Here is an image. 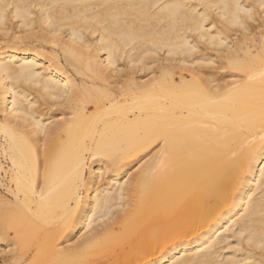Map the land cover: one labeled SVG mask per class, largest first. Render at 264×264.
Instances as JSON below:
<instances>
[{"label":"bare ground","instance_id":"bare-ground-1","mask_svg":"<svg viewBox=\"0 0 264 264\" xmlns=\"http://www.w3.org/2000/svg\"><path fill=\"white\" fill-rule=\"evenodd\" d=\"M51 2L0 0L5 41L0 43V157L8 167L0 169L7 175L10 202L20 206V234L39 246L38 259L111 258L93 251L106 235L139 239L140 251L156 264L251 259L243 250L246 241L240 251L234 249L244 230L242 214L257 212L264 201L258 69L256 81L247 85L230 72L224 79L226 73L218 71L223 64L202 67L185 57L171 26L166 34L154 24L123 18L105 22L86 7L76 9L75 18L28 7ZM153 15L167 17L162 10ZM13 99L16 112L35 103L43 123L57 122L40 140L38 152L9 131L16 122ZM55 104L59 118L48 113ZM100 145L121 162L105 171L103 158L89 155V174L78 182V161ZM145 155L139 171L129 173V165ZM101 171L108 173L107 180L93 179L91 172ZM37 172L39 187L33 191L29 178L35 181ZM8 196L0 197V216ZM90 221L93 228L86 235ZM13 236L0 235V247L13 246L7 241ZM81 236L85 239L76 246ZM34 255L22 244L13 258L25 262Z\"/></svg>","mask_w":264,"mask_h":264},{"label":"snow or ice","instance_id":"snow-or-ice-1","mask_svg":"<svg viewBox=\"0 0 264 264\" xmlns=\"http://www.w3.org/2000/svg\"><path fill=\"white\" fill-rule=\"evenodd\" d=\"M9 7L12 6L9 5ZM28 7L38 9L40 13H51L58 10L60 15L66 18H75L73 15L75 10L86 7L97 13V19H104L105 22L123 18L125 22L132 24L138 22L154 24L158 28H164L166 34L171 26L170 34L175 37V44L179 51L202 67L216 68L223 64V67L218 68L220 73L230 72L239 75L245 85L256 81L258 69L260 83L259 120L264 125V0H258V2L257 0H199V3L195 5L189 3L188 0H172V2L163 4L122 3L119 0H92V2L81 4L54 0L51 3L32 4ZM130 9L138 10L137 15L130 16L128 14ZM153 10L166 12L167 17L162 19L154 16ZM15 18H20L19 13ZM34 19L32 27H35ZM61 22L66 21L62 20ZM204 61H207V64H204ZM193 66L195 67L196 64ZM113 90L116 91L115 87ZM12 107L16 122L10 125L9 131L13 139L28 145L30 151L38 152L40 140L57 122L49 119L47 123H43L44 118L36 111L38 105L35 103H29L22 112H16L17 105L13 99ZM5 115L7 116V113ZM60 119L63 120V117ZM261 142L264 145V137H261ZM32 145H35V149L32 148ZM89 155L94 158L102 157L106 165L105 171H110L122 159L106 147L97 146L94 154L87 153L78 161V182L86 179L89 174ZM81 170H83L82 173ZM105 171L91 172V175L93 179L98 176L100 180H103ZM47 181L46 175L45 184ZM29 186L33 191L39 187L38 172L35 181L29 178ZM19 207L18 201L13 204L9 197L6 201L5 211L0 216V235L13 236L15 233L11 241L13 246L0 249V264H17L12 257L14 251L19 249L22 244L28 248L29 255L35 254L33 259L25 261L24 264H45L38 259L39 246L34 243L28 244L20 234L18 228ZM170 212L175 214L176 208L171 209ZM253 215L258 216V220L253 219ZM241 219L244 230L240 232V245H237L234 250L240 251L241 245L246 241L247 247L243 250L251 259L209 261L205 264H264V201L261 202L257 212L250 214L249 211H246L242 214ZM93 220H95V216H93ZM92 228L93 223L90 221L88 228L85 229V234L87 235ZM84 239L85 236H81L80 240L76 241V246ZM141 246L142 241L139 239L129 241L106 235L99 237L97 248L93 251L96 255H109L111 258L105 260L67 259L47 262V264H156V261L140 251Z\"/></svg>","mask_w":264,"mask_h":264},{"label":"rangeland","instance_id":"rangeland-1","mask_svg":"<svg viewBox=\"0 0 264 264\" xmlns=\"http://www.w3.org/2000/svg\"><path fill=\"white\" fill-rule=\"evenodd\" d=\"M10 32V31H9ZM0 33H1V30H0ZM2 38L0 37V43H4L5 41L2 39ZM47 54H49V52H50V50H49V48H47L46 50H44ZM49 51V52H48ZM225 75V74H224ZM225 78L224 79H227L228 78V73H226V75L224 76ZM35 88V87H34ZM34 88H32L31 87V92H32V95H34V93H35V91H34ZM38 105V104H37ZM58 104H55V105H53L51 108L53 109V111L54 112H51L50 110H48V113H53V114H55L56 116L58 115V108H60V105L59 106H57ZM43 108V112H46V108H44V106L42 105V106H39V109L40 108ZM1 116V115H0ZM57 118H59V115H58V117ZM144 158V159H143ZM147 158H148V156H142L140 159H138V160H134L132 163H131V165H129V168H128V171H129V173L130 172H132L133 173V171L135 172L146 160H147ZM144 161V162H143ZM6 161L3 159V158H1L0 157V165H2L3 167H4V169H7L8 167H7V163H5ZM5 164V165H4ZM3 170V169H2ZM1 169H0V197H6V196H8V192H7V190H6V182H8V179H7V175H4L3 173V171H2ZM107 176H109L108 175V173H105V175H104V179L106 178V180H107ZM5 179V180H4ZM100 180V181H106V180ZM7 180V181H6ZM4 183V184H3ZM95 186H97V185H95ZM80 190V192L81 193H79L80 194V196L81 197H84V195H85V186H80V188H79ZM9 197V196H8ZM20 228V227H19ZM21 229V228H20ZM31 239H33V236H29ZM76 238L74 237V238H72V240H71V242H73L74 240H75ZM7 240V238H5V241ZM10 240H12L11 239V237H9L8 238V240L7 241H10ZM60 242V241H59ZM71 242H69V243H71ZM57 243H58V241H57ZM62 245V244H61ZM10 247H12V246H10ZM3 247H0V249H2ZM4 249V248H3ZM6 249V248H5ZM15 252V251H14ZM12 259H14L13 257H12ZM16 261V260H15ZM28 261V260H27ZM40 261H42V262H45V264H47V262H50V261H46V260H40ZM17 262V264H24V261L23 260H18V261H16Z\"/></svg>","mask_w":264,"mask_h":264}]
</instances>
